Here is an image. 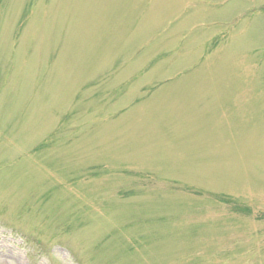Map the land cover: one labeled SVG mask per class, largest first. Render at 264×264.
<instances>
[{"label":"rangeland","instance_id":"1","mask_svg":"<svg viewBox=\"0 0 264 264\" xmlns=\"http://www.w3.org/2000/svg\"><path fill=\"white\" fill-rule=\"evenodd\" d=\"M0 264H264V0H0Z\"/></svg>","mask_w":264,"mask_h":264}]
</instances>
